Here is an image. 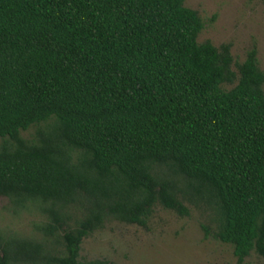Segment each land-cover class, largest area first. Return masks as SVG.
Returning <instances> with one entry per match:
<instances>
[{
	"label": "trees",
	"instance_id": "16d2710c",
	"mask_svg": "<svg viewBox=\"0 0 264 264\" xmlns=\"http://www.w3.org/2000/svg\"><path fill=\"white\" fill-rule=\"evenodd\" d=\"M185 2L0 0V196L42 207L58 264H109L79 259L106 221L190 202L235 264L264 258V71L255 46L234 70L230 44L199 42ZM43 251L0 236V264Z\"/></svg>",
	"mask_w": 264,
	"mask_h": 264
},
{
	"label": "rangeland",
	"instance_id": "374dc122",
	"mask_svg": "<svg viewBox=\"0 0 264 264\" xmlns=\"http://www.w3.org/2000/svg\"><path fill=\"white\" fill-rule=\"evenodd\" d=\"M185 4L205 21L199 42L209 41L216 47L230 44L234 70L255 46L264 71V0H186ZM32 132L22 135L29 137ZM186 205L187 216L156 207L146 227L109 219L83 240L79 259L109 264H235L230 245L205 237L202 226L215 227L213 211L203 202ZM47 222L48 215L37 204L17 207L0 196V236L38 242L46 256L38 264H58L54 258L61 255L62 246L44 229ZM243 264H264V258L252 253Z\"/></svg>",
	"mask_w": 264,
	"mask_h": 264
}]
</instances>
